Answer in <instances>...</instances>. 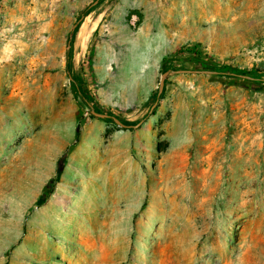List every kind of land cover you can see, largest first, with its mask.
<instances>
[{
    "label": "rangeland",
    "instance_id": "obj_1",
    "mask_svg": "<svg viewBox=\"0 0 264 264\" xmlns=\"http://www.w3.org/2000/svg\"><path fill=\"white\" fill-rule=\"evenodd\" d=\"M195 58L264 0H0V264H264V88Z\"/></svg>",
    "mask_w": 264,
    "mask_h": 264
},
{
    "label": "trees",
    "instance_id": "obj_2",
    "mask_svg": "<svg viewBox=\"0 0 264 264\" xmlns=\"http://www.w3.org/2000/svg\"><path fill=\"white\" fill-rule=\"evenodd\" d=\"M86 14H82L81 18ZM68 56V68L71 73V61L73 56V41L70 42V47L67 53ZM195 62H197L198 66L203 68V70L218 73V74H226L235 77L244 78L246 81L250 83L258 84L260 87L264 88V80L261 78V75L264 73V70L256 69V68H239L232 65L221 64L215 61H209L206 59L195 58ZM86 101L90 102V99L86 96ZM126 124V123H125ZM127 127H134V124H126ZM78 138V133H77Z\"/></svg>",
    "mask_w": 264,
    "mask_h": 264
},
{
    "label": "water",
    "instance_id": "obj_3",
    "mask_svg": "<svg viewBox=\"0 0 264 264\" xmlns=\"http://www.w3.org/2000/svg\"><path fill=\"white\" fill-rule=\"evenodd\" d=\"M168 74V72H165L163 74V78L166 77V75ZM163 85H164V80L161 81V87H160V92L162 91L163 89ZM94 115L98 116V117H101V118H113L120 126H123V127H127V125L125 123H123L121 120H119L118 118L116 117H112L110 116L109 114H106V113H100V112H96V111H92ZM136 126H139V125H136Z\"/></svg>",
    "mask_w": 264,
    "mask_h": 264
},
{
    "label": "bare ground",
    "instance_id": "obj_4",
    "mask_svg": "<svg viewBox=\"0 0 264 264\" xmlns=\"http://www.w3.org/2000/svg\"><path fill=\"white\" fill-rule=\"evenodd\" d=\"M88 29V21H85L82 26H81V31H80V35L82 36V38L85 37V32Z\"/></svg>",
    "mask_w": 264,
    "mask_h": 264
}]
</instances>
